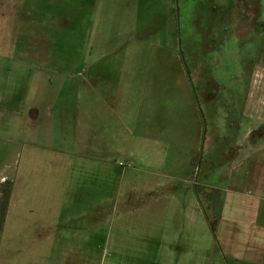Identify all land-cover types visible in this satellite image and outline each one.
<instances>
[{"label": "rangeland", "instance_id": "rangeland-1", "mask_svg": "<svg viewBox=\"0 0 264 264\" xmlns=\"http://www.w3.org/2000/svg\"><path fill=\"white\" fill-rule=\"evenodd\" d=\"M223 3L0 0V134L23 144L19 172L29 174L30 184L52 173L47 179L66 180L71 199L86 206L87 231L98 224L89 264H215L212 192L202 187L210 177H203L201 166L210 120L203 117L201 96V138L193 141L191 129L189 143H181L189 139L176 128L179 82L172 74L196 65L202 78L195 88L212 98V47L227 41L229 49L220 52L231 60L241 43L227 38L230 25L221 30L229 19ZM255 46L242 43L237 50L253 62ZM157 75L168 83L170 138L157 146L156 161L146 94L165 88L150 84ZM32 110L38 116L30 120ZM179 193L186 203L195 193L200 211L153 205ZM166 212L175 220L162 219Z\"/></svg>", "mask_w": 264, "mask_h": 264}, {"label": "crops", "instance_id": "crops-1", "mask_svg": "<svg viewBox=\"0 0 264 264\" xmlns=\"http://www.w3.org/2000/svg\"><path fill=\"white\" fill-rule=\"evenodd\" d=\"M223 1L222 11L229 19L224 20L221 30L230 25L227 38L241 41L234 45L238 56L231 60L222 58L220 51L229 49L227 41L212 47V98L206 89L198 92L195 88L194 80L202 78L196 65L192 70L177 67L180 73L172 74L179 82L174 91L179 117L176 128L181 130L180 136L187 138L192 129L193 141L198 143L201 120L196 111L203 96V117L210 121L203 141L205 153L201 150V166L205 169L203 177L210 178H205L202 187L212 192V200L208 201L212 206V258L215 264H264V9L261 0ZM250 39L257 50L253 62L237 50L242 43L250 46ZM189 59L197 63L196 59ZM222 62L234 64L235 70L228 73L220 65ZM150 84L165 87H151L146 94L151 106L147 110L152 116L148 127L156 129L149 150L150 154L157 151L153 158L157 161V146L168 143L170 138L166 119L169 88L159 75ZM159 95L164 101L160 105ZM37 116L38 112L32 110L29 119ZM188 139L180 141L189 143ZM22 149L21 142L0 134V264H89L98 224L93 223L87 231L86 206L71 199L72 186L66 180L58 183L55 178L47 179L53 175L49 173L40 177L41 182L35 178L30 184L29 174L19 172ZM177 196L174 201L153 205L187 204L200 211L201 203L195 193L187 203L181 193ZM167 214L162 219L175 220Z\"/></svg>", "mask_w": 264, "mask_h": 264}, {"label": "built area", "instance_id": "built-area-1", "mask_svg": "<svg viewBox=\"0 0 264 264\" xmlns=\"http://www.w3.org/2000/svg\"><path fill=\"white\" fill-rule=\"evenodd\" d=\"M119 166H120V167H123V165H122V164H120V163H119Z\"/></svg>", "mask_w": 264, "mask_h": 264}]
</instances>
